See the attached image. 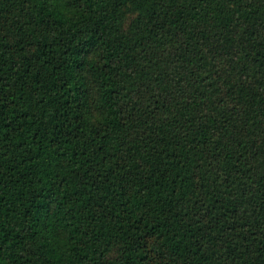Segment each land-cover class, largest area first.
Wrapping results in <instances>:
<instances>
[{
    "label": "trees",
    "instance_id": "16d2710c",
    "mask_svg": "<svg viewBox=\"0 0 264 264\" xmlns=\"http://www.w3.org/2000/svg\"><path fill=\"white\" fill-rule=\"evenodd\" d=\"M0 264H264V0H0Z\"/></svg>",
    "mask_w": 264,
    "mask_h": 264
}]
</instances>
